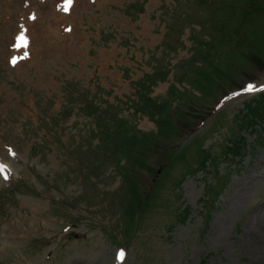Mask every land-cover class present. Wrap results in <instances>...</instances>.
<instances>
[{"label": "rangeland", "instance_id": "obj_1", "mask_svg": "<svg viewBox=\"0 0 264 264\" xmlns=\"http://www.w3.org/2000/svg\"><path fill=\"white\" fill-rule=\"evenodd\" d=\"M261 84L264 0H0V264H264Z\"/></svg>", "mask_w": 264, "mask_h": 264}, {"label": "trees", "instance_id": "obj_2", "mask_svg": "<svg viewBox=\"0 0 264 264\" xmlns=\"http://www.w3.org/2000/svg\"><path fill=\"white\" fill-rule=\"evenodd\" d=\"M161 77H164V74H162ZM150 98L151 97L144 95V100L143 99L140 100V104L139 105H140L141 111H146L147 113L159 112L157 114V117H156V119L160 120L161 129H160L159 132L161 133V135H167V134L170 135L173 132L172 129L174 128V126H172L170 118H168V119L166 117L163 118L160 115V113L162 112V110L164 108H167L168 104L165 107L164 104H163V102L161 100L158 101V102H155V103H152V102L149 103L148 101L150 100ZM83 106L84 107H82V108L87 107V108H91V110H94V111H97L99 109L98 106H96L92 102H87ZM174 108H175V106H173V109ZM182 108L181 109L177 108L175 110V113L176 114H180V115H185V112H184L185 109H182ZM106 110H109V108L106 107ZM172 110H170V111H172ZM110 112H112V111H110ZM110 112H108L107 116L105 117V121H106L107 125L110 126V131H112L113 129H115L116 130V135H117V137L115 136L116 141L115 140L111 141V143H112V149L116 148L117 150L125 153V151H127V149L129 148V152H130L131 145H135L137 143V141H140L143 138H145L146 134L145 135H142V137L136 136V134L132 131V125L129 124L130 123L129 118H127L125 115H120V116L115 117L116 113L109 114ZM168 113H171V112L168 111ZM168 113L167 114H163V116H167ZM97 115L100 116V114H97ZM193 117H196V116L193 114ZM93 131H94V133H97V129H95ZM181 131H183V130H181ZM157 136L158 135L154 134L153 137L154 138H157ZM124 139H127V140L130 141L129 147L128 146H125ZM146 139H148V138H146ZM174 139H172V140H174ZM142 141L147 142V140H145V139L142 140ZM99 142L96 145H98ZM155 142H156L155 143V147H157L159 145V148L158 149H160L161 151L167 152L170 156H172V152L169 149V147H164V144L160 143L157 140ZM151 147H153V146L151 145ZM236 148H238V146H236ZM204 152H207V151H204ZM135 156H136V159L135 160L140 161V164L145 163V161H146V156L145 155L144 156H140V157H138V155H135ZM208 157H209V154H207V153L205 154V157H202V159L200 161V166L201 167L204 166V162L206 161V159ZM169 160H173V157H169ZM169 165H170V163L168 164V166ZM168 166H166L165 168H167ZM130 179H132V178H130ZM144 194L145 193H139V191H137V193L134 195V198L137 197V196H139L140 203H145V201L149 198V196L148 195H144ZM128 205H127L126 210H128L129 212H131V207H130L131 203H129ZM137 205H139V204H137Z\"/></svg>", "mask_w": 264, "mask_h": 264}, {"label": "snow or ice", "instance_id": "obj_3", "mask_svg": "<svg viewBox=\"0 0 264 264\" xmlns=\"http://www.w3.org/2000/svg\"><path fill=\"white\" fill-rule=\"evenodd\" d=\"M62 3L64 5V10L68 11L70 5L73 3V0H62ZM16 40H17V44L14 45L15 47H20L21 45H25L26 46V44L28 42V37L25 35L24 31H21L17 35ZM16 59H17L16 57H13L12 58V62L15 63ZM259 87L264 88V84H261ZM242 90L252 91V90H255V86L252 83H248L246 88H244ZM9 151H11V149H9ZM5 169H7V165L0 163V174H5L6 175ZM117 258H119V259H123L124 258V250L123 249L119 250V252L117 253Z\"/></svg>", "mask_w": 264, "mask_h": 264}, {"label": "bare ground", "instance_id": "obj_4", "mask_svg": "<svg viewBox=\"0 0 264 264\" xmlns=\"http://www.w3.org/2000/svg\"><path fill=\"white\" fill-rule=\"evenodd\" d=\"M61 14V13H60Z\"/></svg>", "mask_w": 264, "mask_h": 264}]
</instances>
